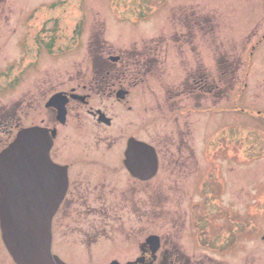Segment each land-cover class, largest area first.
<instances>
[{"label":"flooded vegetation","instance_id":"obj_1","mask_svg":"<svg viewBox=\"0 0 264 264\" xmlns=\"http://www.w3.org/2000/svg\"><path fill=\"white\" fill-rule=\"evenodd\" d=\"M140 1L132 0L133 5ZM177 5L173 8L179 7V12H173L179 14L165 16L164 24L167 18L169 21L163 34L154 33L147 41L143 37L135 42L131 58L105 53L102 31L90 28L85 31L83 24L71 27L65 40L67 45L58 46L62 34L52 19L48 21H54L51 29L42 24L30 30L34 34L36 58L13 79L8 71L12 68L15 72V65L8 60L5 47L3 51L0 49V54H4L0 58V93L7 92L4 100L0 94V153L20 133L28 131L38 133L42 144H50V163L46 169L38 170V174L47 177L41 180L37 201L31 203L54 208L58 200L51 220V250L66 264L72 263L61 255L82 258L98 254L106 258L101 264H188L186 252L177 248L175 238L166 240L153 231L156 199L161 201L165 197L162 185L155 186L154 182L161 171H172L183 183L185 194L192 188L198 192L199 200L193 208L201 210L194 213L198 214L196 220L210 223L209 215L223 208L219 206L218 195L220 186L223 188L220 162L235 158L247 161L242 154L238 157L231 153L229 159L223 153L219 155L216 140L208 143V154L198 144L194 152L186 140L188 112L202 114L204 108V80L209 77L205 76L207 58L203 51L211 55L215 52L199 41L203 29L198 28L201 17L195 14L197 10L187 8L189 4ZM141 13L137 14L139 18L144 17ZM121 14L125 16L122 9ZM24 37L27 42V35ZM83 40L92 60L91 72L82 74L85 83L75 82L74 78L81 73L59 79L54 73L64 61L59 56L75 52ZM260 44L257 42L252 48L258 49ZM21 47L22 61L28 55L27 48L22 44ZM253 53L248 52L250 60ZM190 59L194 60L193 68ZM215 62L219 63L216 58ZM45 68L51 71L46 73V79L40 73ZM30 75L40 78L36 85L34 82L29 85L35 94L28 98L29 88H23V83L28 85ZM155 76L159 80L164 77L182 80L181 84L172 85L175 90L171 91L165 82L161 89L156 88V83L152 85L149 80L154 82ZM17 82V88L22 90L15 96L10 89ZM189 98H194L195 105L187 104ZM105 100L112 101L110 108ZM166 120L168 126L174 127L170 134L166 132L168 126H163ZM214 152L218 154L215 156ZM171 167H178V172ZM211 183L215 185L213 188H209ZM115 215L122 225L120 231L109 225L115 224ZM125 215L132 219L128 231L123 230ZM199 241L211 248L205 235H199ZM214 249L220 254V247ZM116 255L129 258L109 259Z\"/></svg>","mask_w":264,"mask_h":264},{"label":"rangeland","instance_id":"obj_2","mask_svg":"<svg viewBox=\"0 0 264 264\" xmlns=\"http://www.w3.org/2000/svg\"><path fill=\"white\" fill-rule=\"evenodd\" d=\"M113 1L114 3L112 0H0V49L3 51L5 47L4 51L9 53L8 60L15 65V72L12 68L8 71L11 79L36 58L34 34L30 30L42 24L46 29H51L54 25V21L48 22L51 19L56 20L55 24L60 27L62 34L58 46L67 45L65 40L69 37L71 27L83 24L85 31L87 28L102 31L105 53L112 52V55L121 58H131L135 42L143 37L147 41L154 33L163 34L168 23L166 21H169L167 18L164 24L165 16L179 14L173 12H179V7L173 8L174 5L189 4L187 8L197 10L195 14L201 17L198 28L203 30L198 36L199 41L204 42L207 50L210 47L215 54L203 51L207 58L204 64L205 76L209 77L204 80V94H209L204 96L202 114L199 111L188 112L185 121L186 140L194 152L198 144L203 147L205 154L209 153L210 140H216L219 142V155L223 153L229 159L231 153L238 157L242 154L247 161L235 158L231 162H220L223 188L220 186L218 195L219 206L223 208H217L218 215L217 212L210 214L211 222L205 224L196 220L198 214L194 216L195 212L201 210V207L193 208L199 200L198 192L192 188L185 194L181 187L183 183H179L172 171H161L154 184L162 185L165 197L161 201L156 199L153 231L166 240L175 238L177 248L185 250L188 264H264V0H141L135 5L132 0ZM116 1L121 2L120 5ZM121 9L125 12L123 17ZM145 9L148 11L143 14ZM139 11L145 17L139 19ZM187 14L189 15V11ZM24 35L28 37L27 42L23 40ZM42 39L47 42L45 37ZM257 42L261 43L258 49L252 48ZM21 44L24 49L27 48L28 55L22 61L19 59L22 56ZM248 52H254L251 60ZM3 55L0 54V58ZM215 58L219 63L215 62ZM59 60H64L58 65V72H54L59 79L81 73L80 77L74 78L75 82L85 83L86 79L82 74L91 72L92 60L86 53L84 40L79 43L75 52L60 55ZM189 61L192 62L191 59ZM194 65L193 60L190 67L193 68ZM46 70L47 68L40 71L44 73V79L47 78L46 73H51L49 68ZM35 78L36 81L33 80ZM38 78L39 75H30L28 85L23 83V88H29L28 98L35 94V89L31 90L29 85L32 86L33 82L36 85ZM165 78L159 80L155 76L154 82L151 79L149 81L152 85L156 83V88L160 89L165 82L172 91L175 90L173 86L181 84L182 80ZM18 82L10 89V93L15 96L20 95L22 90L17 88ZM213 85L214 89H211ZM6 93H0L3 100ZM105 104L110 108L113 103L105 100ZM187 104L195 105L194 98L187 99ZM189 109L194 108H188V111ZM181 124L183 128L184 122ZM168 125L167 120L163 122V126ZM173 131L172 125L166 129L169 134ZM218 152H214L215 156ZM177 168L171 167V170L178 172ZM207 168H204V174ZM191 171L190 168L189 173ZM213 186L215 185L211 183L209 188ZM114 217L115 224L109 225L120 231L122 225L117 215ZM131 220V216H124L126 229L123 230H130ZM199 235L210 239L212 249L199 241ZM217 247L221 248L220 254L214 249ZM61 256L72 264H101L106 259L98 254L92 257L83 255L82 258L77 255ZM110 258L126 260L129 257L116 255ZM0 264H14L1 238Z\"/></svg>","mask_w":264,"mask_h":264},{"label":"water","instance_id":"obj_3","mask_svg":"<svg viewBox=\"0 0 264 264\" xmlns=\"http://www.w3.org/2000/svg\"><path fill=\"white\" fill-rule=\"evenodd\" d=\"M39 138L33 131L21 133L0 154L1 238L15 264H63L51 253L50 224L58 200L54 208L30 203L37 201L41 180L47 177L38 170L49 163L50 144Z\"/></svg>","mask_w":264,"mask_h":264}]
</instances>
